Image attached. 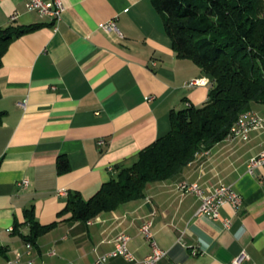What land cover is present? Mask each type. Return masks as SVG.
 Listing matches in <instances>:
<instances>
[{
  "label": "crops",
  "instance_id": "obj_1",
  "mask_svg": "<svg viewBox=\"0 0 264 264\" xmlns=\"http://www.w3.org/2000/svg\"><path fill=\"white\" fill-rule=\"evenodd\" d=\"M61 1L64 10L53 22L28 10L26 0H0V27L39 24L14 38L1 58L0 262L96 264V254L112 249L123 231L136 259L115 256L103 264H143L150 245L139 226L151 218L154 238L167 251L157 264H231L242 251L239 264H264V167L246 170L249 157L264 147V132L251 131L247 139L226 135L196 151L172 177L148 182L141 197L94 218L58 216L68 192L89 198L116 165L131 163L165 135L172 110L203 104L211 81L176 55L152 0ZM109 19L115 28L98 26ZM192 79L199 82L187 86ZM249 110L264 116V102H252ZM59 156L68 160L61 171ZM181 181L205 191L227 183L242 204L236 211L223 205L218 219L198 216L200 200L182 193ZM28 208L40 224L57 221L34 242L24 239ZM225 216L231 220L226 228ZM191 246L200 252L192 254Z\"/></svg>",
  "mask_w": 264,
  "mask_h": 264
},
{
  "label": "trees",
  "instance_id": "obj_2",
  "mask_svg": "<svg viewBox=\"0 0 264 264\" xmlns=\"http://www.w3.org/2000/svg\"><path fill=\"white\" fill-rule=\"evenodd\" d=\"M179 58L198 65L210 77L207 99L170 113L169 131L139 150L129 164H118L110 178L87 199L67 193L58 216L88 220L119 204L141 197L148 182L176 174L229 132L238 116L252 102H264V0H152ZM39 24L0 27V65L8 44ZM4 112L0 111V119ZM57 169L68 167L64 156ZM29 242L51 229L57 221L40 224L32 208L25 209Z\"/></svg>",
  "mask_w": 264,
  "mask_h": 264
},
{
  "label": "built area",
  "instance_id": "obj_3",
  "mask_svg": "<svg viewBox=\"0 0 264 264\" xmlns=\"http://www.w3.org/2000/svg\"><path fill=\"white\" fill-rule=\"evenodd\" d=\"M26 8L37 12L42 17H49L53 22H56L60 19L61 13L64 10V4L61 0H26ZM15 17L16 16L13 15L12 19ZM98 26L101 29L108 31L109 29L115 28V22L113 19H109L99 23ZM119 35L121 36V34ZM198 82V79H192L186 82V85L192 86ZM151 98H153V96H146V99ZM19 103L24 105L22 102ZM251 131L264 132V116L247 109L242 112L232 124L227 136H236L242 139H247ZM98 141L99 143H103L104 140ZM260 167H264V147H262L255 155L249 157L246 162V170L249 174L253 173L256 168ZM109 169L114 170L113 166H109ZM19 184L22 188H25L28 186V180L23 178ZM177 188L182 193L191 192L199 198L200 202L196 210L198 216L204 215L211 219H218L219 209L223 205L228 204L234 211H236L242 204V196L238 191L234 190L231 185L224 182L216 183L208 191H205L197 182L181 181L177 183ZM222 222L226 228L230 225L231 220L225 216V218L222 219ZM152 224V219L146 218L139 226L140 233L150 245L148 255L144 256L142 260L143 264H157L159 259L167 252L157 244L154 238V232L152 231ZM129 239L130 236L126 232H118L113 238V248L96 254L94 262H96V264H103L108 258L115 256H120L128 261L135 260L134 253L128 246ZM190 252L192 254H197L200 250L191 246ZM51 253H54V251H51ZM245 255V252L242 251L239 256H236L231 260V264H239L240 259ZM15 262L16 259H7L0 262V264H14ZM173 264L181 263L174 262Z\"/></svg>",
  "mask_w": 264,
  "mask_h": 264
}]
</instances>
